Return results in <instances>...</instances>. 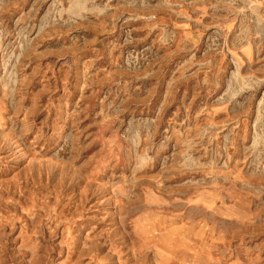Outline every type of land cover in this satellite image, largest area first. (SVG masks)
<instances>
[{
    "label": "rangeland",
    "instance_id": "rangeland-1",
    "mask_svg": "<svg viewBox=\"0 0 264 264\" xmlns=\"http://www.w3.org/2000/svg\"><path fill=\"white\" fill-rule=\"evenodd\" d=\"M0 264H264V0H0Z\"/></svg>",
    "mask_w": 264,
    "mask_h": 264
}]
</instances>
